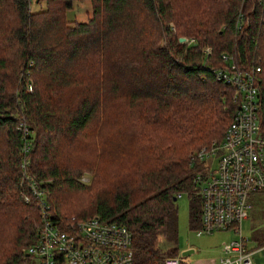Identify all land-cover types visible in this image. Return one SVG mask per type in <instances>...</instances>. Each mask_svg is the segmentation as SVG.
Returning <instances> with one entry per match:
<instances>
[{"label":"trees","instance_id":"1","mask_svg":"<svg viewBox=\"0 0 264 264\" xmlns=\"http://www.w3.org/2000/svg\"><path fill=\"white\" fill-rule=\"evenodd\" d=\"M89 1L91 14L79 21L65 16L73 0H44L38 10L30 0H0V223L8 225L0 264H26L43 224L36 201L21 196L25 143L47 191L45 219L73 235L74 264H108V223L126 227L131 264H166L178 255L175 201L183 192L190 227L200 225L198 190L213 168L195 153L220 141L242 109L235 86L208 66L253 70L250 112L264 129V0ZM123 73L131 89L122 88ZM111 124L119 134L108 137ZM107 139L120 143V156ZM61 145L93 160L71 159ZM85 171L88 182L79 179ZM249 195L251 206L264 199Z\"/></svg>","mask_w":264,"mask_h":264},{"label":"built area","instance_id":"2","mask_svg":"<svg viewBox=\"0 0 264 264\" xmlns=\"http://www.w3.org/2000/svg\"><path fill=\"white\" fill-rule=\"evenodd\" d=\"M242 26V22L236 24L237 29L242 30ZM191 41L186 37L182 42ZM203 51L211 52L210 47ZM222 58L227 59L225 55ZM208 68L217 78L235 86L242 109L236 111L220 141L212 142L210 146L195 153L194 158L199 160L211 154L216 155L214 169L209 171V178L198 190L202 202L196 235L233 231L238 234V238L222 244L219 264H257L258 259L264 261V243L257 244L256 248H248L247 239L241 235L240 228V223L247 217V210L251 206L249 193L264 192V129H261L260 120L250 112V104L257 101L255 77L253 70L242 69L235 63L225 69L213 66ZM255 69L258 71L259 68ZM27 90H32L30 84H27ZM28 149L29 146L25 143L20 180L26 185V192H22L21 196L25 203L35 200L44 219L38 239L26 248V253L36 264H74L70 255L75 250L73 235L60 230L58 221L45 219L47 191L41 179H37L30 171L31 160L26 155ZM76 224H80V221ZM102 227L110 233L112 249L106 255L108 264H131L132 241L126 227L114 223L103 224ZM94 236L96 235L92 234V238ZM75 242L83 245V240L79 238ZM257 253L259 257L254 256ZM180 260L181 257L177 255L167 258L166 264H181Z\"/></svg>","mask_w":264,"mask_h":264},{"label":"rangeland","instance_id":"3","mask_svg":"<svg viewBox=\"0 0 264 264\" xmlns=\"http://www.w3.org/2000/svg\"><path fill=\"white\" fill-rule=\"evenodd\" d=\"M46 4L44 0H30V8L38 10L40 8H45ZM91 14V3L89 0H73L72 8L66 11V18L68 20H79V21H85L88 16ZM184 39H186V36H183ZM123 45L122 47H124ZM126 47V46H125ZM125 58V56H124ZM124 58L122 59V62L124 63ZM121 62V60H119ZM124 65V64H123ZM125 77L121 79L122 88H132L133 84L128 77V73L124 74ZM119 106H123V108L127 109L130 108L128 106V103L125 102L122 99H117L116 102ZM112 103V104H114ZM117 109L118 106H116ZM115 109V110H117ZM126 115L125 121L127 123H131L135 120L134 113L130 112ZM115 124V123H114ZM111 124L106 129H104L106 136L113 137L114 134H119L120 125L119 124ZM140 128L143 131L148 130L144 125H141ZM92 134V133H91ZM101 136L103 133L100 134ZM108 140V139H107ZM99 139L96 138L97 142ZM69 142H72V140H68V138L64 139L63 144L67 145ZM103 143L104 140H102ZM110 145L114 151H116V154L120 156L118 150L120 148V143L118 141L112 143L108 140L107 146ZM62 148V154L66 153L71 159L78 157H82V160L84 162H90L93 159L86 158V156H82L80 153L75 152L76 149L72 148H65L63 149V145H61ZM107 150L110 151L107 147ZM81 155V156H80ZM116 155V156H117ZM117 156V157H118ZM116 157V158H117ZM120 157H118L116 160H118ZM73 160V161H76ZM81 160V159H80ZM116 160L113 162V166L116 165ZM122 160V159H120ZM80 163H82L80 161ZM206 163L210 165V168L215 167L216 163V155L211 154L206 158ZM112 169L108 168V172ZM114 172H111L113 174ZM110 174V175H111ZM88 172H84L80 175L79 179L81 181L88 182L89 180ZM109 175V176H110ZM117 179V178H116ZM90 181V180H89ZM111 190V188H110ZM112 191V190H111ZM250 200V195H249ZM175 205L177 208V226H176V241H177V247H178V255H181V252L186 249H193V253H191L188 256H183L184 264H204L205 262L212 261L213 264H219V257L222 254V244L230 241L232 239L238 238V234L234 233L233 231H215L211 234H202L200 236L196 235L195 230L190 227L189 224V199L188 195L183 192L181 196H178ZM253 206H250L247 210V217L242 219L240 223L241 228V235L247 239L246 245L248 248H256L257 244H259L258 238H261L264 235V199L256 200L252 202ZM8 228V225L1 224L0 223V229L2 231H6ZM260 230V231H258ZM2 237H5L6 235L1 234ZM255 257H259L260 255L257 253L254 255ZM26 264H36L34 259L29 257V261ZM257 264H264V261L257 260Z\"/></svg>","mask_w":264,"mask_h":264},{"label":"water","instance_id":"4","mask_svg":"<svg viewBox=\"0 0 264 264\" xmlns=\"http://www.w3.org/2000/svg\"><path fill=\"white\" fill-rule=\"evenodd\" d=\"M178 40L179 41H184V37L183 36H179L178 37ZM193 249H186V250H183L182 252H181V256H188V255H190L191 253H193ZM28 255V254H27Z\"/></svg>","mask_w":264,"mask_h":264},{"label":"crops","instance_id":"5","mask_svg":"<svg viewBox=\"0 0 264 264\" xmlns=\"http://www.w3.org/2000/svg\"><path fill=\"white\" fill-rule=\"evenodd\" d=\"M204 264H213V262H212V261H210V262H205Z\"/></svg>","mask_w":264,"mask_h":264}]
</instances>
